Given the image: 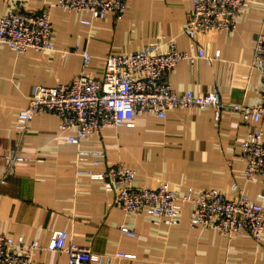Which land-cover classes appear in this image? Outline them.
I'll return each mask as SVG.
<instances>
[{"label": "crops", "instance_id": "1", "mask_svg": "<svg viewBox=\"0 0 264 264\" xmlns=\"http://www.w3.org/2000/svg\"><path fill=\"white\" fill-rule=\"evenodd\" d=\"M57 2L0 0V16L12 7L52 6L55 42L52 51L24 54L0 42V232L47 244L55 230H67L92 251L89 264H264V236L257 241L249 232L230 237L193 226V203L184 205L175 224L128 213L114 191L92 175L122 162L136 170L138 186L167 180L182 192L219 187L230 198L244 191L259 200L264 175L249 179L240 152L254 125L264 129V118L248 124L238 110L218 117L213 107H177L163 118L140 113L130 124L91 134L81 144L68 139L54 112L37 114L25 134L17 130L35 86L75 78L83 69V50L93 54L90 71L100 75L110 53L143 50L152 42L165 47L170 39L194 55L202 46L211 58L181 60L169 76L177 90L217 89L227 104L256 103L263 79L253 58L264 31V0H252L235 30L201 33L195 40L184 31L194 0H129L121 18L114 12L93 18L88 10H68ZM12 150L23 156L14 164L7 159ZM121 224L136 234L123 232ZM117 252L125 255L100 262L101 255ZM32 264H70L69 255L45 250Z\"/></svg>", "mask_w": 264, "mask_h": 264}, {"label": "built area", "instance_id": "2", "mask_svg": "<svg viewBox=\"0 0 264 264\" xmlns=\"http://www.w3.org/2000/svg\"><path fill=\"white\" fill-rule=\"evenodd\" d=\"M251 3L252 0H194L184 31L192 40L201 33L233 31ZM57 4L68 10H88L93 18H105L110 12L121 18L128 10L129 0H58ZM51 9L50 5L42 11L8 9L0 16V42L8 44L18 54L30 49L54 50ZM84 21L92 23L90 19ZM82 55L83 69L72 80L35 86L29 103L19 113L18 132L25 134L34 117L42 112L59 114L68 139L77 144L104 129L128 125L140 113L163 118L177 107H213L218 117L226 109L238 110L248 124L264 118V31L258 34L253 58V66L261 71L263 86L260 97L251 105L227 104L217 89L201 93L193 89L180 91L171 84L169 76L181 60L211 59L202 46L194 55L179 49L175 39H170L165 47L152 42L143 50L113 52L103 61L100 75L90 71L93 54L85 49ZM216 55H220V50ZM240 155L246 163L245 173L249 179L264 175L263 127L254 125L249 131L241 143ZM22 158L20 151L12 150L7 154L12 164ZM92 175L114 191L117 204L128 213L144 212L156 222L175 224L184 205L193 203V226L215 228L230 237L249 232L257 241L264 236V192L256 200L244 191L230 198L219 187L182 192L167 180L153 187L138 186L136 170L122 162ZM121 229L136 234L127 224H121ZM45 250L66 252L70 264H89L92 258V251L70 239L64 229L55 230L47 244L0 232V264H32L34 255ZM124 255L123 252L104 254L99 260L109 262L114 256Z\"/></svg>", "mask_w": 264, "mask_h": 264}]
</instances>
